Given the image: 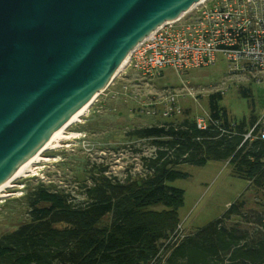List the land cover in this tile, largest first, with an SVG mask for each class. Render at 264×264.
Instances as JSON below:
<instances>
[{
	"label": "trees",
	"instance_id": "1",
	"mask_svg": "<svg viewBox=\"0 0 264 264\" xmlns=\"http://www.w3.org/2000/svg\"><path fill=\"white\" fill-rule=\"evenodd\" d=\"M240 93L251 97L247 89ZM221 99L219 91L208 96L203 129L186 115L127 132L152 151L142 158L143 173L134 178L97 175L82 200L41 184L34 187L24 196L28 222L0 236V264H264V206L247 208L243 200L165 245L174 237L184 201L183 190L170 185L188 177L179 165L227 162L235 177L264 191L260 125L255 116L231 120ZM157 205L161 210L154 209Z\"/></svg>",
	"mask_w": 264,
	"mask_h": 264
},
{
	"label": "rangeland",
	"instance_id": "2",
	"mask_svg": "<svg viewBox=\"0 0 264 264\" xmlns=\"http://www.w3.org/2000/svg\"><path fill=\"white\" fill-rule=\"evenodd\" d=\"M195 10L178 21L186 20ZM243 89L250 98L241 95ZM218 91L222 95L219 105L231 120L255 116L264 130V72H231L220 56L207 67L187 71L166 68L153 76H144L133 66L124 67L89 113L67 129V135L76 133L80 139L70 138L61 147L45 151L42 157L48 161L35 165L37 175L21 177L5 190L9 195L0 197V236L28 222L24 196L37 185L82 200L97 175L123 180L142 174V158L152 151L146 141L130 139L126 133L180 121L186 115L205 121L208 96ZM177 169L188 174L170 183L184 192L183 206L178 210L181 233L169 237L166 246L214 222L237 200L245 201L247 208L264 206V191H256L248 181L235 177L227 162L209 161L203 167L182 164ZM154 209L161 210V205ZM160 264H165L164 260Z\"/></svg>",
	"mask_w": 264,
	"mask_h": 264
},
{
	"label": "water",
	"instance_id": "3",
	"mask_svg": "<svg viewBox=\"0 0 264 264\" xmlns=\"http://www.w3.org/2000/svg\"><path fill=\"white\" fill-rule=\"evenodd\" d=\"M203 0H0V184L150 34Z\"/></svg>",
	"mask_w": 264,
	"mask_h": 264
},
{
	"label": "built area",
	"instance_id": "4",
	"mask_svg": "<svg viewBox=\"0 0 264 264\" xmlns=\"http://www.w3.org/2000/svg\"><path fill=\"white\" fill-rule=\"evenodd\" d=\"M194 9L186 20L165 25L144 39L125 67L153 76L166 68L187 71L207 67L220 56L231 72H264V0H203L189 12ZM205 124L197 120L199 128ZM261 130L257 136L264 139ZM180 233L179 226L174 238Z\"/></svg>",
	"mask_w": 264,
	"mask_h": 264
},
{
	"label": "bare ground",
	"instance_id": "5",
	"mask_svg": "<svg viewBox=\"0 0 264 264\" xmlns=\"http://www.w3.org/2000/svg\"><path fill=\"white\" fill-rule=\"evenodd\" d=\"M129 56L122 62L119 69L116 72V76L123 70L126 63L128 62ZM112 83V82H111ZM110 83V84H111ZM109 84V85H110ZM109 85L103 88L100 92L92 96L78 111L71 117L48 141L47 143L33 156L31 157L20 169H18L13 175H11L7 180L0 184V197H6L9 194H5L7 188L13 187L14 181L17 179L28 176V175H37V168L35 165L40 161H48V158H43L42 154L47 150H55L62 146V142L70 138L80 139L76 133L66 134L67 129L72 126L74 123L80 122L83 115L89 113L91 106L98 99V97L106 91ZM56 162V161H55Z\"/></svg>",
	"mask_w": 264,
	"mask_h": 264
}]
</instances>
